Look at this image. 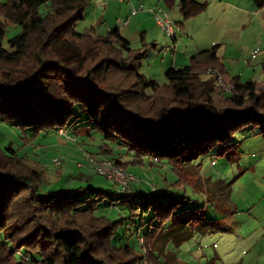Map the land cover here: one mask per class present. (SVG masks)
<instances>
[{
    "label": "trees",
    "instance_id": "trees-1",
    "mask_svg": "<svg viewBox=\"0 0 264 264\" xmlns=\"http://www.w3.org/2000/svg\"><path fill=\"white\" fill-rule=\"evenodd\" d=\"M255 1L264 5V0ZM88 2L0 0V120L36 135L50 129L59 134L60 128L72 129L75 106L82 105L104 139L126 146L138 162L147 156L167 159L186 182V165L214 148L217 154L227 153L242 124L257 125L264 133V79L242 82L228 75L215 45L183 67H169L167 81L160 84L139 72L143 53H136L118 28L104 37L76 30ZM178 5L181 24L208 8L197 0ZM12 26L20 30L8 34ZM23 60L30 61V70H2ZM208 68L219 69L217 75L231 90L218 83L216 74L205 78ZM102 150L113 153L108 144ZM23 158L13 146L0 145V264H184L166 247L187 197L167 195L171 199L156 205L162 192L135 191L133 184L113 194L93 187L41 194L44 173ZM115 162L126 167L118 158ZM105 197L111 206L132 213L141 208L142 215L156 205L148 233L137 232L143 256L134 245L113 244L118 222L96 215Z\"/></svg>",
    "mask_w": 264,
    "mask_h": 264
},
{
    "label": "rangeland",
    "instance_id": "rangeland-1",
    "mask_svg": "<svg viewBox=\"0 0 264 264\" xmlns=\"http://www.w3.org/2000/svg\"><path fill=\"white\" fill-rule=\"evenodd\" d=\"M149 1L151 4L153 3L151 6L161 5L167 11L169 10L177 40L174 41L173 37L167 35L161 27H148L147 38L144 40L140 39V36L135 32L130 34V46L136 53H143L138 59L137 68L139 72L163 84L167 81L165 71L173 65L172 62L177 57L183 56L182 53L192 49L195 45L201 47H203L202 45H212V38L217 35L218 30L214 29L212 32L200 34V24L196 22L205 26L212 17L216 16L215 0H205L210 2L209 7L198 14L199 16L196 15L197 17L193 16L183 21L182 25L179 23L181 19L176 20L171 12L170 7L172 5L167 0ZM216 2L218 3V0ZM135 3L144 7L142 12L148 11V8L151 7L145 4V0H135ZM114 4L111 5L110 10L105 15L102 0H89L84 8L83 18L76 23V30L80 33H91L95 37L106 36L112 30L114 20L118 17V13H115L114 10L116 8ZM46 8V5L42 6L41 11L45 12ZM150 13L152 14V12ZM107 18L110 21L106 20ZM152 18L151 22L155 25L154 16ZM216 19H219L220 23L228 24L227 28L230 27L240 35L244 33L240 38L247 47L254 45L260 47L261 42H263L259 35L261 27L257 25L258 20L256 24H248L249 20H247L246 25L238 28L235 26L240 23L239 18L234 16L233 11L229 14L227 10H222V12L220 10ZM108 23H111V27L108 26ZM16 30H20V28L12 26L9 28L8 34ZM231 34L229 33V36ZM227 48L228 54L230 51L232 52L231 46ZM223 51L222 49L219 52L220 55L223 54ZM125 53L127 55V52ZM170 58L172 61H169ZM246 59H239V62H235L236 65L235 63L230 65L234 61L229 58L226 61L232 71H239L248 67L250 68L247 71L248 75L252 72L260 73L263 66L254 61V63L247 64ZM21 63L19 66H15L16 69L11 66H4L2 70L18 73L23 71L19 67L23 66L29 70L32 67L28 60H23ZM188 63H190V59ZM179 65L176 67L179 68ZM254 69L257 71L254 72ZM205 77L211 76L206 75ZM75 113V125L70 130L78 139L76 143L67 140L51 129L46 132L41 131L40 134L36 135L33 129H27L25 132L20 126L0 120L1 147L13 146L18 155L24 157L23 160L26 165L37 168L44 173L45 181L40 188L41 194L58 190L61 187V189L67 187L66 189L72 191L80 187H93L113 194L117 186L114 188L112 184L115 185V183L112 180L96 174L89 158L110 160L118 158L125 163L128 171L137 177L135 184L138 187L150 194H154L152 187L156 188L157 192L163 193L156 205L168 200L170 197L167 195L185 196L189 200L178 211L185 210L189 214H195L193 213L195 210L202 208L205 211L203 214L208 220L224 219L217 224V228L209 232H202L199 227L196 228L192 223L193 236L178 250V257L184 264H208L211 259H215L217 264H264V133L260 131L259 126L242 124L240 129L234 132L232 140L228 143L231 145V149L227 153L217 154L218 149L214 148L207 154L195 157L192 160L193 165H186L188 181L198 185V172L201 176L207 177L209 184L215 187L216 192H218L215 199L207 187L203 190L199 187L201 184L196 188L193 184L183 181V177L178 174L167 159L157 161L153 157L147 156L143 158V162H138L135 155L131 154L126 146L104 139L102 135L93 130V123L88 119L82 105L75 106ZM82 127L85 131L82 130ZM90 133H92V138L88 136ZM83 139L87 140L88 143L82 144L81 140ZM104 144H108L113 149L112 154H107L102 150ZM68 147L75 149L66 152ZM63 153H71V157ZM55 157H62L64 159L63 164L54 165L53 158ZM204 177L202 182L206 186L207 182ZM53 182L55 185H50ZM108 199L105 197L100 200L96 215L108 217L118 222V229H115V234L112 236L113 244L126 245L131 241V245L138 246L139 254L143 256V252L139 248L140 242L137 232L140 230L142 234L148 233L149 221L155 214L154 207L156 205L151 206L144 215L141 214V208L133 211V215L129 209L126 211L121 206H111ZM122 216L125 217L124 225H121ZM10 247L13 248V245L10 244ZM16 258L21 260L17 254Z\"/></svg>",
    "mask_w": 264,
    "mask_h": 264
},
{
    "label": "crops",
    "instance_id": "crops-1",
    "mask_svg": "<svg viewBox=\"0 0 264 264\" xmlns=\"http://www.w3.org/2000/svg\"><path fill=\"white\" fill-rule=\"evenodd\" d=\"M102 1L104 2L105 15L107 14V11L110 10L111 5L113 3H115L114 7H116V8L114 10H115V13H118V17L116 18V20H114L113 27L111 29L118 28L121 31V33L123 34V36L126 37L129 41H130L129 36L133 32L137 33L140 36V39L144 40L147 38V34H148L147 28L148 27H151V28L152 27H160L157 23L155 25H153L151 22V19H153L152 18L153 16L150 13L151 11L149 10V8L154 7V6H151L153 3L151 4L149 0H145V2H146L145 4L146 5L148 4L147 5L148 7L151 6L148 8V11H150V12L140 11L136 15H131V9L134 6L140 7L142 5H137L135 3V0L122 1L124 3H122L120 0H102ZM148 1H149V3H148ZM179 1L180 0H167V2L170 5H172V7H170V10L173 13V15L175 16L176 20H180V19L182 20V16L180 13V7L178 5ZM197 1L206 2L208 4V7H209V3H210L209 1H205V0H197ZM216 1L217 0H215L216 16H214V18L212 17L209 20L208 24L205 26L202 23L196 22L197 24H200V27H199L200 34L203 32H206V33L212 32V30H214V29L218 30L217 35H215L212 38V41H211L212 45H209V46L208 45H202L203 47L197 46V45L193 46L192 49L187 50L184 53H182L183 56L181 58L177 57V59L172 62L173 65H171L170 67H172V66L176 67L178 64H180L179 65L180 67L181 66L183 67V66L189 64L188 60L192 56L197 55L201 51H203L205 49H210L216 45L215 50H216V53L219 57L220 64L222 65L223 69L227 72L228 75H230L233 78H237L242 82H246L248 80L262 81L263 80L262 77L264 76V5H261V6L258 5L255 0H218L219 4ZM174 8H175V10H174ZM220 10H221V12H222V10H227L229 12V14L233 11L234 16L238 17L239 18L238 20L240 21L238 26H235L238 28H241V26L246 25L247 20H249L248 24H252V23L256 24L259 21V23L257 24L261 27V31L259 32V35L262 37V40H263V42H261V44H260V47L257 45H254L253 47L252 46L247 47L244 43H242V40L240 38L241 35H243L244 33H242L240 35L236 31H233L230 27L227 28L226 26H228V24H226L224 22L220 23L219 19L218 20L216 19V17H218L220 14ZM167 12L169 13V10ZM252 16H254V17H252ZM106 20L110 21L109 18H107ZM181 20L179 21V23L181 22ZM112 21H113V19H112ZM125 21H128V23L125 24ZM106 22H108V21H106ZM108 24H109L108 26L111 27V25H110L111 23H108ZM233 24H236V23H233ZM229 33H232L231 36H229ZM172 39L174 41H176L177 40L176 35ZM225 42H227V43H225ZM205 44H208V43H205ZM228 46H231V48H232L231 49L232 52L230 51L229 54H228V48H227ZM222 49L224 51H223V54L220 55L219 52H221ZM256 49H258V50H256ZM254 52H256V53L254 54ZM226 56H228V57H226ZM248 57H249V59H246ZM225 58L226 59L229 58L231 61H234V62H231L230 65L234 64L235 62H239L240 61L239 59H241V58H245L246 59L245 62L247 64H250V62L251 63H254V62L257 63L258 62L260 65L263 66V68L261 69L260 73H258V74L255 72L257 70L254 69L255 73L252 72L250 75H248V73H247V71L250 70V68H248V67H244V68H242V70H239V71H232V69H230V67H228V65H227L228 63H227ZM169 61H172L171 58ZM235 65H236V63H235ZM209 69H212V68H208L207 71L204 72V74H203L204 77L206 75L207 76H213V73H211L209 71ZM213 70H215L216 72H219V69H213ZM251 71H253V70H251ZM235 72H237V73H235ZM255 76H258V77H255ZM205 78H208V77H205ZM243 80H246V81H243ZM82 130L85 131L84 128H82ZM90 138H92V137H90ZM81 142H82V144L88 143V141L84 140V139L81 140ZM76 148H78V147H76ZM72 149H75V148L68 147L66 149V152L67 151H73ZM63 154L71 157V153H69V154L63 153ZM70 167H72V166H70ZM198 175H199L198 176L199 178L197 179V183L199 182L198 185L192 183L191 181H187V183L193 184L196 188H198V186L201 184V186H199V187H201L203 190H205V188L207 187L209 193L212 192V195H214L215 199H216L218 192H216L215 187H213L209 184L207 177L201 176L199 174V172H198ZM203 177L207 182L206 186L202 182ZM50 185H55V184L53 182ZM112 186L115 188L116 185L112 184ZM61 188H59L58 190H60ZM66 188L67 187H64L63 189H66ZM132 188L135 191L143 190L141 187H138L137 184H135V183H133ZM224 191H225V189H224ZM123 208L126 209V211L128 210L126 207H123ZM203 212H205V211H203L202 208L201 209L198 208L197 210H195L193 212L195 214H189L188 211L186 212L185 210L177 212V214L175 216L176 220H175L174 224L172 223V225H171L168 223L166 225V226L171 225L170 231L173 234V235H171L173 239L167 245L166 252H170L172 256H174L180 260V258L178 257L179 256L178 250L187 240H189L193 236L194 232H193V228H192V226H193L192 223L195 225L196 228L199 227L202 232H209L212 229L217 228V224L224 220V219L222 220V219H217V218L215 220H208L205 217V214H203ZM185 217L189 218V221L187 223H185ZM130 240H132V239H130ZM174 241H180V244L177 246L176 243H174ZM128 244L131 245V241H129ZM134 246L138 249V246H136V245H134ZM139 248L143 251L141 245L139 246Z\"/></svg>",
    "mask_w": 264,
    "mask_h": 264
},
{
    "label": "built area",
    "instance_id": "built-area-1",
    "mask_svg": "<svg viewBox=\"0 0 264 264\" xmlns=\"http://www.w3.org/2000/svg\"><path fill=\"white\" fill-rule=\"evenodd\" d=\"M125 1V0H120ZM144 8L142 6L140 7H133L131 9V15H136L140 11H143ZM149 10L152 12L154 19L156 23L161 27V29L164 30V32L174 37L176 35V30L173 25V20L169 16V13L167 10L161 6H155L149 8ZM128 21H125V24H127ZM256 52H254L255 54ZM209 71L213 74L217 75V72L213 69H209ZM217 80L220 85L224 87L226 91L231 90V86L226 84L223 76L221 74L217 75ZM60 136L65 137L67 140L76 143L77 138L70 132V130L66 128H60L58 131ZM91 165L94 168V171L96 174L105 176L106 178L112 180L118 187V190L121 192H127L130 190L131 185L137 181V177L133 175L125 166L118 165L115 160L110 159H96L94 157H90ZM155 160L158 161L157 158ZM64 159L62 157H55L53 158V163L56 166H60L63 164ZM154 188V187H152ZM141 242H143V239H141ZM20 255L24 256L22 252H18ZM25 257V256H24Z\"/></svg>",
    "mask_w": 264,
    "mask_h": 264
}]
</instances>
